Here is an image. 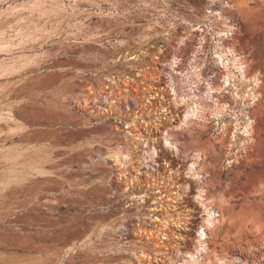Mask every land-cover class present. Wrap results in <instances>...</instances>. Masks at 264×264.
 I'll return each mask as SVG.
<instances>
[{
  "label": "rangeland",
  "instance_id": "obj_1",
  "mask_svg": "<svg viewBox=\"0 0 264 264\" xmlns=\"http://www.w3.org/2000/svg\"><path fill=\"white\" fill-rule=\"evenodd\" d=\"M0 264H264V0H0Z\"/></svg>",
  "mask_w": 264,
  "mask_h": 264
},
{
  "label": "bare ground",
  "instance_id": "obj_2",
  "mask_svg": "<svg viewBox=\"0 0 264 264\" xmlns=\"http://www.w3.org/2000/svg\"><path fill=\"white\" fill-rule=\"evenodd\" d=\"M52 6V5H51ZM50 6V7H51ZM49 7V6H48ZM49 7V8H50ZM42 8H44V9H46L47 7H45L44 5H43V7ZM209 21V20H208ZM210 22H211V20H210ZM215 57L217 58V60L219 61V63L220 64H226V63H228L227 61H228V59H227V55H226V52H224L223 50H221L220 49V51H217V52H215ZM235 61H239L240 62V59H235ZM243 68L245 69L246 68V66H243V63L242 62H240L239 63V67H238V69L243 73ZM254 85H253V89L255 88V87H257V85H258V80H256L255 78H254ZM253 98H256V96L254 97V96H252ZM192 109H193V107H192ZM167 139H169V138H164V141H165V143H167ZM205 194H204V192H202V191H200V193L198 194V198H200V199H202V196H204ZM215 214L214 213H210L209 212V214H208V217L207 218H205V220H203L204 221V224H203V226H202V228L200 227V236H205V231L207 230V229H210L212 226H213V224H214V222H216V218H215Z\"/></svg>",
  "mask_w": 264,
  "mask_h": 264
}]
</instances>
